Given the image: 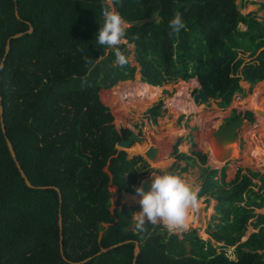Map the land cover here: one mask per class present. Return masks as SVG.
<instances>
[{
    "label": "trees",
    "instance_id": "trees-1",
    "mask_svg": "<svg viewBox=\"0 0 264 264\" xmlns=\"http://www.w3.org/2000/svg\"><path fill=\"white\" fill-rule=\"evenodd\" d=\"M102 6L103 0H0V63L7 38L23 31L10 37L0 68V264H264V212L254 211L264 206V173L240 167L226 181V166L210 169L205 153L178 151L181 136L171 154L185 161L181 172L195 162L201 166L198 198L216 200L215 221L207 225L215 244L195 228L179 236L163 224H146V232L137 233L125 207L115 203L110 210L108 185L132 192L149 170L137 172L138 163L146 164L141 155L127 158L116 149L131 130L114 127V112L100 96V90L135 80L129 43L142 81L162 90L167 82L197 79L219 107H227L245 93L243 83L264 82V21L241 13L236 0H121L117 11L132 26L118 46L127 58L119 67L113 49L96 39ZM176 12L186 28L169 35ZM240 54L254 58L244 62ZM166 110L160 99L146 113L157 123ZM239 114L232 109L225 121ZM244 115L254 120L251 111ZM6 137L35 187L25 184ZM168 172L180 173L173 166ZM39 186L57 187L61 199L54 187ZM250 225L254 230L243 240ZM231 246L235 258L226 253Z\"/></svg>",
    "mask_w": 264,
    "mask_h": 264
},
{
    "label": "rangeland",
    "instance_id": "rangeland-1",
    "mask_svg": "<svg viewBox=\"0 0 264 264\" xmlns=\"http://www.w3.org/2000/svg\"><path fill=\"white\" fill-rule=\"evenodd\" d=\"M238 1L239 0H236V2ZM240 12L243 14L252 12L255 14L258 20L264 21V0H242ZM239 29H245V26L240 24ZM125 42V40H122L121 43ZM126 48L131 51L128 61L131 63V65H135L137 68L134 75L135 80H133L134 78H130L133 81L118 82L115 91H113V89L100 90V96L114 112L113 118H115V121L113 125L116 129L119 127H128L131 131L140 135V137L134 139L128 146L115 144L116 149L124 150L127 158H130L134 155H141L146 164L144 165L141 162L138 163L136 170L137 172L144 170L146 172L147 170L149 171L137 179V185L133 187L131 192L132 198L122 197L121 192L117 191L114 185V187H112L109 184L108 189L111 193L110 210H112L113 205L117 203L118 207L123 206L126 210H128L130 220L134 221V213H137L141 210V206L138 203L140 197L136 195L135 188L140 185L144 178L150 180V174L153 173L154 170H159L164 173L168 172V170L173 166L178 172H180L179 175L184 180H186L193 187L199 186L200 188L203 181L200 164L195 162L194 165H191L187 168L186 172L179 171L180 167L185 165V161L175 160V157L171 154L173 151V143L177 137L181 136V144L177 146L178 151L187 155H191L192 151L196 150L205 153L207 156L209 151L206 145H204V142H206V140L209 138L211 129L224 122L225 118L230 115L232 109L237 110L242 114H244V112L247 110H251L253 112L254 120H247L243 122L238 129V144L236 143V146L238 147L239 155L233 154L226 163L223 161H218L219 165H216L214 162L210 161V158L213 159L214 156H210L209 159L207 156L205 166H208L210 169L218 170L223 166H226V181H230L235 178L236 172L240 167L244 169V173L247 171V169L264 173V115H259L256 108L254 107L255 105L252 108L249 102L251 96L255 94L256 101L259 100L264 105V83H256L253 86L243 83L241 86L244 89V94H235L231 103L227 107H216L213 103L214 101L209 103H201L199 105L193 103L191 95L198 87V81L196 78V80H191L189 82H185L184 84L179 82L181 79H177L176 81L167 82L162 87L160 96L157 97L156 100L151 104L147 105L144 100H141L138 97H140L142 94L143 89L141 86L146 87L150 83L141 80V73L140 70H138L140 65H138L133 58V44L126 43ZM242 56L244 62L252 61L254 58L248 57L247 54ZM152 86L153 90L154 88L158 90L154 85ZM181 98L185 101V110H178L176 106L174 108L173 104L169 106V100L173 101L174 103ZM160 99H163L164 106L167 108V110L162 116L158 117V122L154 123L148 118L146 110ZM193 105L195 108H193ZM181 114H183V117L178 122V116ZM190 135L195 140L196 145L191 144L189 137ZM151 144H156L159 147V150L163 152V157L157 156L156 159H150L146 157L144 151H147ZM184 144H186L185 150L182 147ZM251 147L253 149V154H248V157H250L252 161L250 163H245L244 154L249 149H251ZM165 150L168 152L166 153ZM256 153H260V156L257 158L254 157V155L256 156ZM161 172L158 174H163ZM254 182L256 184L259 183L257 180H254ZM149 188L150 186L148 187V190ZM133 197H135V199H133ZM199 201V209L195 214L190 215V221H188L187 229L175 233L181 236L182 232L195 228L197 234L201 238L205 240H211L215 244V241L210 237L209 233H207V225L215 221L211 215L214 213L213 207L216 203V200L214 198L202 196L199 198ZM254 211L264 212V206L263 208H255ZM102 226L105 228L106 224H102ZM253 230L254 229L252 225H250L246 236H244L242 239H246L249 233ZM233 249H235V246H231L226 250V253L230 258L236 257L235 251H233Z\"/></svg>",
    "mask_w": 264,
    "mask_h": 264
},
{
    "label": "clouds",
    "instance_id": "clouds-1",
    "mask_svg": "<svg viewBox=\"0 0 264 264\" xmlns=\"http://www.w3.org/2000/svg\"><path fill=\"white\" fill-rule=\"evenodd\" d=\"M120 3L121 0H103L101 9L103 23L98 29L96 39L98 44L113 49L115 64L123 67L127 63V58L118 46L125 39L126 30L132 25L117 11L116 6ZM156 22H160L158 18ZM168 27L169 35H179L181 30L186 28L180 12L174 13L168 22ZM135 38L138 39V35ZM150 181L147 192L143 187L135 188L136 195L140 197L138 203L141 210L134 213V230L137 233H144L146 224L153 226L163 224L170 232L187 229L190 215L195 214L199 209V186L193 187L179 174L170 172L163 174L153 172L150 174Z\"/></svg>",
    "mask_w": 264,
    "mask_h": 264
},
{
    "label": "water",
    "instance_id": "water-1",
    "mask_svg": "<svg viewBox=\"0 0 264 264\" xmlns=\"http://www.w3.org/2000/svg\"><path fill=\"white\" fill-rule=\"evenodd\" d=\"M237 5H238V9L240 10L242 7V0H239L237 2ZM253 5H257V4H253ZM15 14H16V16L19 17V13H18L17 9H15ZM238 27H240V24L238 25ZM31 30H32V27L28 22V28H26L25 31L30 32ZM22 32L23 31L15 32L7 38L6 43H5V48H4V56L2 58V62L0 63V68L3 67V61L7 55V52L9 51L10 37L20 36L22 34ZM191 99H192L193 103L196 105H199L201 103H209L211 101L216 102L219 100V99H213L210 95H208V93L204 90V88L199 83H198V87H197L196 91L192 93ZM2 112H3V108H2V105H0V122H1V127H2L3 132H5ZM257 113L259 115H264V113L259 111V110H257ZM247 120L248 119L246 118V116L244 114L240 113L237 117L232 118L228 121L222 122L218 126L213 127L210 131L209 138H208V141L211 143V150H209V152L207 153L208 159L210 158V156H214V158L217 159L218 161H223L224 163H226L232 155V144L235 143L237 138H238V129L241 126V124ZM138 137H140V135L131 131V133L126 138H122V139L118 140L115 144L121 145V146H128L129 144H131V142L134 139H137ZM6 143H7L10 155L14 159L15 164H16L22 178L24 179L25 184L28 187H35L31 184V182L26 177L24 171L22 170V168H21V166H20V164L16 158V154H15V151L13 149V145H12V143L8 137H6ZM158 153H159V147L156 144H151L148 147L147 151H144V154L146 155V157L150 158V159H156ZM251 161L252 160L250 157L244 158L245 163H250ZM156 174H158V173H156ZM149 182H151V181L144 178L143 181L140 183V185H138L137 187H143L144 191L147 192L148 187L150 185ZM39 187L40 188H50V187H54V186H39ZM54 188L58 191L59 199H61L60 190L57 187H54ZM120 192H121L122 197H125V195L131 194V192L125 191V190H121ZM58 224H59V228H60V253H61L62 257L64 259H66L64 256V251H63V247H62V220H61L60 216H59ZM105 250L106 249H102L101 252L105 251ZM137 250H138V242L136 240H134L133 255L136 254ZM99 253H97V254H99ZM132 264H134V259L132 260Z\"/></svg>",
    "mask_w": 264,
    "mask_h": 264
},
{
    "label": "bare ground",
    "instance_id": "bare-ground-1",
    "mask_svg": "<svg viewBox=\"0 0 264 264\" xmlns=\"http://www.w3.org/2000/svg\"><path fill=\"white\" fill-rule=\"evenodd\" d=\"M137 81V80H136ZM262 83H264V82H262ZM184 84V83H183ZM140 86H141V84H140ZM141 88L143 89L142 90V94L140 95V97H138V98H140L141 100H144L145 101V103H147V105H149V104H151L153 101H155L156 100V98L157 97H159L160 96V94H161V91L162 90H160L159 91V89L158 90H156L155 88H154V90H153V86H152V84H149L148 86H146V87H142L141 86ZM134 95V94H133ZM170 102H169V106L170 105H174V108H175V106L178 108V110L179 109H181V110H185L186 109V104H185V101L181 98V99H179V100H177V101H175L174 103H173V101H171V100H169ZM142 102V101H141ZM250 104H251V106H252V108H253V106L256 108V110H259V111H261V112H263L264 113V105H263V103H261V101H259V100H257L256 101V95L254 94L253 96H251V98H250ZM144 103V102H143ZM199 107V106H198ZM201 107V106H200ZM194 108H195V106H194ZM199 109V108H198ZM236 143L238 144V142H237V140H236V142L235 143H233L232 144V155L233 154H235V155H239V150H238V147L236 146ZM206 144V143H205ZM264 144V143H263ZM211 143L209 142L208 144H206V147H207V149H209V147H210V150H211ZM184 147H185V149H186V145H184ZM236 149V150H235ZM165 152H166V150H165ZM168 152V151H167ZM166 152V153H167ZM159 155H157V156H162L163 157V152L161 151V150H159V153H158ZM248 154H253V149H252V147H251V149H249L245 154H244V156H245V158L246 157H248ZM231 155V156H232ZM254 157H256L257 158V155L255 156L254 155ZM211 160L210 161H212V162H214L216 165H219V162H218V160L217 159H212V158H210ZM149 184H150V182H149ZM125 197L126 198H132V195L130 194V195H125ZM190 221V220H189Z\"/></svg>",
    "mask_w": 264,
    "mask_h": 264
},
{
    "label": "crops",
    "instance_id": "crops-1",
    "mask_svg": "<svg viewBox=\"0 0 264 264\" xmlns=\"http://www.w3.org/2000/svg\"><path fill=\"white\" fill-rule=\"evenodd\" d=\"M122 82V81H121ZM181 83H185L184 81H180ZM194 82H197V81H194ZM247 85H249V84H247ZM214 103V102H213ZM214 105L216 106V107H218L215 103H214ZM193 108H194V105H193ZM208 144L209 143V141H208V139L206 140V142H204V145H206V144ZM184 145H186V144H184ZM184 145L182 146L183 147V149L185 150V147H184ZM210 149H208V151H209ZM246 153V152H245ZM252 155V154H251ZM256 155H257V157H259L260 156V153H256Z\"/></svg>",
    "mask_w": 264,
    "mask_h": 264
},
{
    "label": "flooded vegetation",
    "instance_id": "flooded-vegetation-1",
    "mask_svg": "<svg viewBox=\"0 0 264 264\" xmlns=\"http://www.w3.org/2000/svg\"><path fill=\"white\" fill-rule=\"evenodd\" d=\"M136 185H137V184H136ZM136 185H135V186H136Z\"/></svg>",
    "mask_w": 264,
    "mask_h": 264
}]
</instances>
